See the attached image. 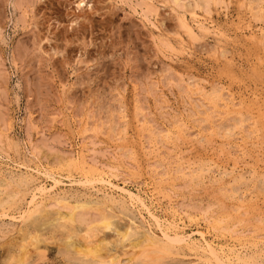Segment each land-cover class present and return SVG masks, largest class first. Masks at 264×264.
Instances as JSON below:
<instances>
[{
  "label": "rangeland",
  "instance_id": "1",
  "mask_svg": "<svg viewBox=\"0 0 264 264\" xmlns=\"http://www.w3.org/2000/svg\"><path fill=\"white\" fill-rule=\"evenodd\" d=\"M151 1L0 0V264L15 263L19 247L35 235L23 264H87L66 247L67 233L80 236L102 212L127 214L134 238L155 227L118 192L81 185L95 174L90 166L195 241L203 242L197 231L204 232L221 256L230 254L221 257L227 264H264V0ZM46 170L61 183L39 196L47 212L27 217V224L21 215L36 186L53 184L40 173ZM82 200L89 203L80 211L86 221L74 229L36 224ZM159 244L169 254L155 264H211L189 247ZM126 258L118 264L144 263Z\"/></svg>",
  "mask_w": 264,
  "mask_h": 264
},
{
  "label": "bare ground",
  "instance_id": "2",
  "mask_svg": "<svg viewBox=\"0 0 264 264\" xmlns=\"http://www.w3.org/2000/svg\"><path fill=\"white\" fill-rule=\"evenodd\" d=\"M153 1V0H152ZM151 1V2H152ZM179 1V0H178ZM222 1V0H221ZM224 1V0H223ZM254 1V0H253ZM156 2V1H155ZM167 2V1H166ZM192 2V1H191ZM213 2V0H211V2H209V3H212ZM257 2V1H256ZM141 3H143L144 4V2H141ZM200 3V2H199ZM224 2H222L221 4H223ZM258 3V2H257ZM215 4H217V3H215ZM176 5V4H175ZM200 5H202V4H200ZM257 5V4H256ZM262 5V4H261ZM142 6V5H141ZM156 6V5H155ZM191 6H192V4H191ZM194 6V5H193ZM258 6V5H257ZM199 7V6H198ZM203 7V6H202ZM205 7V6H204ZM256 7V6H255ZM150 8V7H149ZM153 8H155V7H153ZM209 8H212V7H209ZM177 9V8H176ZM192 9V8H191ZM197 9V8H196ZM206 9H207V7H206ZM145 10H146V8H145ZM148 10V9H147ZM150 10V9H149ZM148 10V11H149ZM158 10V9H157ZM186 10V9H185ZM184 10V11H185ZM189 10H190V8H189ZM188 10V11H189ZM201 10V9H200ZM199 10V11H200ZM187 11V10H186ZM194 11V10H193ZM209 12H210V10H208ZM253 11V10H252ZM264 11V10H263ZM146 13H147V15H148V13L149 12H147V11H145ZM192 12V11H191ZM190 12V13H191ZM198 12V11H197ZM257 12V11H256ZM256 12H254V13H256ZM261 12H262V10H261ZM145 13V14H146ZM153 13V12H152ZM178 13H179V11H178ZM184 13V12H183ZM187 13V12H186ZM185 13V14H186ZM211 13V12H210ZM150 14V13H149ZM154 14V13H153ZM157 14V13H156ZM184 14V15H185ZM199 14V13H198ZM205 14H207L208 15V13H205ZM146 15V16H147ZM192 15V14H191ZM211 15V14H210ZM151 16V15H150ZM180 16V15H179ZM196 16V15H195ZM194 17V16H193ZM177 19H178V17H176ZM207 18H208V16H207ZM209 18H210V16H209ZM185 19H186V17H185ZM181 20V19H180ZM204 20V19H203ZM178 21H179V19H178ZM191 21V20H190ZM154 22V21H153ZM209 22V21H208ZM179 23H181L182 25L181 26H183L184 28H186V29H188V31L191 33L192 32V30L190 29V27H189V25H188V23L187 22H185V21H183L182 20V22H179ZM199 23V22H198ZM203 23V22H202ZM200 24L199 25V28L201 29V30H203V31H206L208 28H206L205 26H204V24ZM178 24V23H177ZM196 24V23H195ZM262 24H263V21H262ZM180 26V27H181ZM179 28V27H178ZM198 28V27H197ZM198 28V29H199ZM211 28V27H210ZM180 29V28H179ZM181 29H182V27H181ZM199 29V30H200ZM261 29V28H260ZM215 31H216V29H214ZM219 30V29H218ZM194 31V30H193ZM213 31V30H212ZM248 31V30H247ZM186 32H187V30H186ZM211 32V31H210ZM260 32V31H259ZM258 32V33H259ZM263 32V31H262ZM195 34H196V32H194ZM215 33H217V32H215ZM218 33H221V32H218ZM193 34V33H192ZM222 34V33H221ZM248 34H250V33H248ZM198 35V34H197ZM207 35H208V33H207ZM187 36V35H186ZM189 36H191V35H189ZM196 36V35H195ZM204 36V35H203ZM202 36V37H203ZM222 36H223V34H222ZM194 37V36H193ZM200 37V36H199ZM207 37V36H206ZM262 37L264 38V33L262 34ZM191 38V37H190ZM195 38V37H194ZM196 38H198V37H196ZM251 38V37H250ZM193 39V38H192ZM191 39V40H192ZM201 39V38H200ZM216 39V38H215ZM168 40V39H167ZM170 40V39H169ZM184 40V39H183ZM197 40V39H196ZM180 41V40H179ZM264 41V40H263ZM164 42V41H163ZM178 42V41H177ZM223 42V41H222ZM171 43V42H170ZM178 43H180V42H178ZM262 43V42H261ZM264 43V42H263ZM163 44V43H162ZM165 45H166V42L164 43ZM182 44V43H181ZM219 44V43H218ZM183 45V44H182ZM222 45V44H221ZM175 46V45H174ZM222 48H223V46H221ZM220 46H219V48H221ZM172 48V47H171ZM177 51V50H176ZM220 51V50H219ZM222 51V50H221ZM174 53V52H173ZM192 78V77H191ZM192 82V81H191ZM185 84V83H184ZM193 84V83H192ZM191 83H190V86L192 85ZM196 84V83H195ZM188 86V85H187ZM199 87V86H198ZM201 87V86H200ZM200 87H199V89H200ZM189 88V87H188ZM203 88V87H202ZM215 88V87H214ZM182 89V88H181ZM202 90V89H201ZM204 90V89H203ZM188 91V90H187ZM198 91V90H197ZM205 91V90H204ZM213 91V90H212ZM218 91V90H217ZM206 92V91H205ZM211 91H209V93H210ZM190 93V92H189ZM202 93V92H201ZM216 93V92H215ZM194 94V93H193ZM204 95V94H203ZM206 95V94H205ZM208 95V94H207ZM221 95H222V93H221ZM221 95L219 94H215V100L216 101H221L220 99H221ZM200 96H202V95H200ZM206 97V96H205ZM213 97V96H212ZM203 98V97H202ZM207 99V98H206ZM212 99V98H211ZM212 101V100H211ZM219 101H218V103H219ZM207 102H209V100L207 101ZM203 103V102H202ZM217 103V102H216ZM205 104V103H204ZM237 104V103H236ZM200 105V104H199ZM233 105V104H232ZM214 106H216V105H214ZM208 109V108H207ZM202 110V109H201ZM199 111V110H198ZM201 112V114H202V112L203 111H200ZM224 112V111H223ZM240 113V112H239ZM222 114V113H221ZM213 116V115H212ZM245 117H246V115H245ZM250 117V116H249ZM206 118V117H205ZM232 118V117H231ZM231 118H229V119H231ZM247 118V117H246ZM245 118V119H246ZM236 119H237V117H236ZM205 120V119H204ZM210 120V119H209ZM221 120V119H220ZM232 120V119H231ZM140 121V120H139ZM227 121V120H226ZM143 122H145V121H143ZM223 122V121H222ZM221 123V122H220ZM145 124V123H144ZM147 124V123H146ZM146 124H145V127H146ZM223 123H221L220 125H222ZM225 124V123H224ZM235 124V123H234ZM240 124V123H239ZM242 124V123H241ZM143 125V124H142ZM148 125V124H147ZM219 125V124H218ZM220 125L218 126V128L220 127ZM225 126V125H224ZM224 126H222L223 128H224ZM232 126V125H231ZM155 127V126H154ZM211 127V126H210ZM216 127V126H215ZM221 127V128H222ZM228 127H229V124H228ZM227 127V129H230V127L228 128ZM143 128H144V126H143ZM149 128V127H148ZM187 128V127H186ZM84 129H86V128H84ZM158 129V128H157ZM117 130V129H116ZM154 130V129H153ZM159 130V129H158ZM163 130V129H162ZM218 130V129H217ZM183 131H185V130H183ZM218 132H219V130H218ZM146 133H148V132H146ZM145 133V134H146ZM153 133V132H152ZM181 133V132H180ZM220 133V132H219ZM185 134V133H184ZM228 134H229V131H228ZM231 134V133H230ZM157 136H158V133L156 134ZM153 136V135H152ZM145 139V138H144ZM159 139V138H158ZM180 140V139H179ZM184 140V139H183ZM158 142H159V140H158ZM232 147V146H231ZM235 147V146H234ZM237 147V146H236ZM82 152V151H81ZM126 153V152H125ZM78 158V157H77ZM76 158V159H77ZM1 159V158H0ZM4 159V158H3ZM7 159V158H6ZM77 161V160H76ZM178 161V160H177ZM69 162V161H68ZM78 162V161H77ZM76 162V163H77ZM81 163L83 164V167L84 166H86V163H88L87 161H85L84 159H81ZM2 164V163H1ZM68 164V163H67ZM74 164V163H73ZM78 164V163H77ZM76 164V165H77ZM161 164V163H160ZM21 165V164H20ZM66 165V164H65ZM70 165V164H69ZM97 165V164H96ZM159 165V164H158ZM175 165V164H174ZM12 166V165H11ZM161 166V165H160ZM181 166V165H180ZM79 167V166H78ZM94 167V166H93ZM99 167V166H98ZM162 167H163V165H162ZM162 167H161V169H162ZM193 167V166H192ZM198 167H199V165H198ZM201 167V166H200ZM5 168V167H4ZM27 168H31V167H27ZM40 168V167H39ZM70 168V167H69ZM68 167H67V169H69ZM74 168H76V167H74ZM90 168V170H93V172L95 173V174H93L92 175V177L90 178L88 175H85V178H84V180L83 181H80L78 178V180L80 181V184L81 185H83L84 187L85 186H93L94 187V185L95 184H99V185H103V186H105V187H109L110 189H112L113 191H116V192H118L119 193V195H121L126 201H128V203L130 202V204H132V206L133 205H136V206H138V207H140L141 209H143L146 213H147V216H149L150 218H151V220H153L152 222H154L153 223V225L155 224V227H157L158 228V230H159V232L161 233V238H159V236H157L151 229L154 227H152L151 229L149 228L148 230L146 229L143 233H142V235L140 236V237H136V238H134V236H135V233H137L136 232V228L134 227V225L133 224H135L133 221H130V219H128L126 216H127V214H126V216H124L125 215V213H121V212H118V213H115V214H118V215H112L111 213H105V212H102V213H100V215H99V217L98 218H93V219H91L89 222H87L84 226H82L83 228H82V234L80 235V236H77L76 235V232L73 230H70V231H68V233H67V238H66V240H65V245H66V247H69V248H71L75 253H73V254H77V255H79L80 256V258H84L85 260H88L89 262H87V264L89 263L90 264V262H91V264H92V262H94V263H98V264H118V263H120L121 262V259H122V256H126L127 258V261H129L130 263H131V261H133L134 262V260H137V259H139V260H141V261H143L144 263H146V264H148V263H154L155 261H159L160 259H162L163 258V256H166L167 254H169V250H168V248H166L165 246H162V245H160L159 244V242L161 241V242H165L166 244H168V245H174V246H186V248L187 247H189V248H191V250H195V251H198L200 254L202 253V254H205L206 256V258L204 259V256H203V260H204V262H207V263H211L212 264V262L214 263V264H227L223 259L224 258H221L222 256H228V255H230V254H228V255H226L225 253H224V255H222L221 256V254L219 253V251H218V249L216 248V247H214L210 242H208L206 239H205V236H204V232H200V231H197V230H195V231H197V234L200 236V238L202 239V241L203 242H197V239H196V241L194 240V239H192V237H191V235H189V234H184L183 232H181L180 230L181 229H179V226L177 225V223H175V222H171V220L170 221H162L158 216H156L155 215V213L150 209V207L145 203V201H144V199L139 195V194H137V193H135V192H133V191H131L129 188H126L125 186H119V184L117 185V184H114L110 179H109V176H106V174H105V172H103L102 170H99L98 168H93V169H91L92 167L90 166L89 167ZM164 168V167H163ZM183 168V167H182ZM188 168H189V166H188ZM18 169V168H17ZM28 169V170H29ZM108 169V168H107ZM107 169H105V170H107ZM5 170V169H4ZM27 170V171H28ZM32 170H33V168H32ZM35 171H36V169H34ZM44 170V169H43ZM181 170V169H180ZM189 170V169H188ZM195 170H197V169H195ZM70 171H71V169H70ZM203 171V170H202ZM246 171V170H245ZM7 172V171H6ZM15 172V171H14ZM110 172V171H109ZM188 172V171H187ZM193 172V171H192ZM29 173V172H28ZM31 173V172H30ZM40 173H42L45 177H47V178H49L52 182H53V184H52V186H49V188L48 187H46L45 185H42V184H40V185H38V186H36V188H35V192H34V190H33V194H31L32 195V197H31V200H30V198H29V200H30V202H29V204L31 205V207L28 209V211H26L25 213H24V215H21V216H23V219L25 220L27 217L28 218H30V217H32L35 213H37V214H40L41 216L43 215V213H44V211L45 212H47V210H40V205H42V200L47 196V194H49L52 190H54V188L59 184V183H61V180H59V179H57V177L55 176V175H53V173L52 172H50L49 170L47 171H44V172H40ZM108 173V172H107ZM230 173V172H229ZM242 173V172H241ZM246 173L248 174V172L246 171ZM191 174V173H190ZM209 174V173H208ZM223 174V172L220 174V175H222ZM243 174H245V173H243ZM242 174V175H243ZM249 174H251L250 172H249ZM248 174V175H249ZM111 175H112V173H111ZM211 175V174H210ZM226 175V174H225ZM231 175H233V174H231ZM8 176V175H7ZM39 176V175H38ZM84 176V175H83ZM212 176H213V174H212ZM234 176V175H233ZM236 176V175H235ZM240 176V175H239ZM255 176V175H254ZM5 177V176H4ZM10 177V176H9ZM22 177V176H21ZM44 177V178H45ZM182 177V176H181ZM208 177H210V176H208ZM216 177V176H215ZM225 177V176H224ZM237 177V176H236ZM72 178V177H71ZM83 178V177H82ZM221 178V177H220ZM232 178V177H231ZM235 178V177H234ZM22 179V178H21ZM31 179V178H30ZM35 179V178H34ZM46 179V178H45ZM74 179V178H73ZM187 179V178H186ZM225 179V178H224ZM259 179H261V177L259 178ZM2 180V179H1ZM16 180V179H15ZM245 181H246V179H244ZM250 180H254L253 178L252 179H250ZM250 180H248V181H250ZM5 181V180H4ZM11 181V180H10ZM18 181V180H17ZM24 181H26V180H24ZM42 181V180H41ZM76 181V180H75ZM75 181H73V182H75ZM190 181V180H189ZM209 181H210V179H209ZM239 181V180H238ZM237 181V182H238ZM1 182H3V181H0V183ZM9 182V181H8ZM13 182V181H12ZM15 182V181H14ZM21 182V181H20ZM19 182V183H20ZM71 182V181H70ZM69 182V183H70ZM231 182V181H230ZM264 182V181H263ZM18 183V182H17ZM77 183V182H76ZM76 183H75V185H76ZM124 183V182H123ZM223 183H224V181H223ZM4 184H6V183H4ZM3 184V185H4ZM13 183H11V185H12ZM36 184V183H35ZM63 184V183H62ZM64 184H65V182H64ZM67 184V183H66ZM73 185H74V183H72ZM219 184V183H218ZM218 184H217V186H218ZM258 184V183H257ZM261 184V183H260ZM260 184H258V185H260ZM9 185V184H8ZM27 185V184H26ZM71 185V184H70ZM98 185V186H99ZM59 186V185H58ZM78 186H79V183H78ZM97 186V187H98ZM232 186V185H231ZM238 186V185H237ZM241 185H239V187H240ZM5 187V186H4ZM29 187V186H28ZM226 187V186H225ZM235 187H236V185H235ZM87 188V187H86ZM221 188V187H220ZM229 188V187H228ZM231 188V187H230ZM260 188V187H259ZM1 189V188H0ZM27 189V188H26ZM225 189V188H224ZM223 189V190H224ZM234 189V188H233ZM263 189V188H262ZM81 190V189H80ZM218 190H220V189H218ZM3 191H5V190H3ZM25 191V190H24ZM98 191V190H97ZM226 191V190H225ZM228 191V190H227ZM99 192H100V190H99ZM1 193V192H0ZM8 193V192H7ZM6 193V194H7ZM11 193V192H10ZM61 193V192H60ZM84 193V192H83ZM86 193V192H85ZM98 193V192H97ZM103 193V192H102ZM234 193H235V191H234ZM94 194V193H93ZM228 194V193H227ZM229 194H231V193H229ZM237 194V193H236ZM4 195V194H3ZM46 195V196H45ZM81 195V194H80ZM88 195V194H87ZM103 195V194H102ZM10 196V195H9ZM39 196H41V201H38V199L40 198ZM73 196V195H72ZM235 195H233V197H234ZM238 196H240V195H238ZM5 197H6V195H4V199H5ZM10 197H13L14 199H15V197L14 196H10ZM10 197H7V199L9 198V199H11ZM56 197V196H55ZM83 197H84V195H83ZM99 197H100V195H99ZM228 197V196H227ZM88 198V197H87ZM97 198V197H96ZM229 198V197H228ZM232 198V197H231ZM243 198V197H242ZM246 198V197H245ZM3 199V200H4ZM6 199V200H7ZM51 199V198H50ZM86 199V198H85ZM84 199V200H85ZM99 199V198H98ZM71 200V199H70ZM104 200V199H103ZM244 200V199H243ZM63 201H65L64 199H63ZM80 201V200H79ZM89 201V200H88ZM87 201V202H88ZM9 202V201H8ZM11 202V201H10ZM57 204H59L60 206H62L61 204H60V201H55ZM76 202V201H75ZM78 202V201H77ZM76 202V203H77ZM82 202H83V200H82ZM77 203V204H75L74 206H71V207H69L70 209L68 210V211H66V212H63L62 210H59V209H56L55 210V214H54V216H52V217H49V218H47L46 217V215L44 214V217H46V218H42V220H40L39 222H37L36 224H42V225H49V224H53V223H55V222H58V223H56V225H57V227L58 228H61V227H65V225L66 224H70V225H72V228L71 229H74L73 228V226L76 224V221H78L79 219L81 220V222L84 220V221H86L84 218H82L81 216H80V211H82V210H84L86 207H88L89 208V203H86V202H83V203ZM94 202H97V201H94ZM6 203H7V201H6ZM48 203V202H47ZM65 203V202H64ZM66 203L68 204V202L66 201ZM91 203V202H90ZM93 203V202H92ZM12 204V203H11ZM28 204V205H29ZM97 204V203H96ZM96 204H93V205H96ZM1 205L3 206V204L1 203ZM4 205H5V203H4ZM8 205V204H7ZM48 205H49V203H48ZM47 205V206H48ZM53 205H55V204H53ZM66 205V204H65ZM65 205H63V207L65 206ZM93 205L91 204V207L90 208H93L94 209V207H93ZM99 205V204H98ZM97 205V206H98ZM69 206V205H68ZM67 206V207H68ZM96 206V207H97ZM101 206V205H100ZM172 206V205H171ZM104 207V206H103ZM124 207H126L125 205H124ZM196 207H198V206H196ZM219 207V206H218ZM102 208V207H101ZM110 208V207H109ZM24 209V208H23ZM133 209V208H132ZM139 209V208H138ZM91 210L92 209H90L89 210V212H91ZM95 210V209H94ZM97 210V209H96ZM109 210V209H108ZM111 210V209H110ZM136 210V209H135ZM1 211V210H0ZM3 211V210H2ZM54 211V210H53ZM132 211H134V210H132ZM139 211V210H138ZM177 211V210H176ZM52 212V211H51ZM50 212V213H51ZM87 212V211H86ZM94 212V211H93ZM97 212V211H96ZM130 212V211H129ZM173 212V211H172ZM183 212V211H182ZM227 213L229 212V211H226ZM3 213V212H2ZM8 213V212H7ZM113 213V212H112ZM120 213H121V215H120ZM128 213V212H127ZM138 213H140V212H138ZM177 213V212H176ZM225 213V212H224ZM223 213V215H225ZM231 212H229L228 214H230ZM222 213L220 212V216L222 217V215H221ZM5 215V214H4ZM52 215V214H51ZM93 215H95L94 213H93ZM130 215H133L132 214V212H131V214H129V216ZM2 216V215H1ZM8 216V215H7ZM12 216V215H11ZM14 216V215H13ZM12 216V217H13ZM16 216V215H15ZM87 216V215H86ZM86 216H84V217H86ZM141 216V215H140ZM143 216V215H142ZM165 216V215H164ZM171 216V215H170ZM10 217V216H9ZM133 216H131V218H132ZM135 217V216H134ZM219 217V215L217 216V218ZM225 217V216H224ZM263 217V216H262ZM14 218V217H13ZM34 218H36V217H34ZM33 218V219H34ZM39 218V217H38ZM40 218V219H41ZM89 218H90V215H89ZM141 218H143V217H141ZM145 218V217H144ZM168 218V217H167ZM16 219V218H15ZM22 219V218H21ZM256 219V218H255ZM262 219V218H261ZM28 221H29V219H27ZM150 220V219H149ZM215 220V219H214ZM218 220V219H217ZM260 220V219H259ZM11 221V220H10ZM13 221V220H12ZM22 221V220H21ZM36 221V220H35ZM42 221V222H41ZM60 221V222H59ZM141 221V220H140ZM176 221V220H175ZM258 221V220H257ZM30 222H33L32 220H30ZM29 222V223H30ZM133 222V223H132ZM178 222H179V220H178ZM260 222V221H259ZM15 223V222H14ZM25 223H27L26 222V220H25ZM34 223V222H33ZM75 223V224H74ZM78 223V222H77ZM85 223V222H84ZM24 224V223H23ZM28 224V223H27ZM149 224V223H148ZM179 224V223H178ZM29 225H31V224H29ZM28 225V226H29ZM80 225V224H79ZM256 225H257V223H256ZM23 226V225H22ZM25 226V225H24ZM33 226V225H32ZM50 226V225H49ZM55 226V225H54ZM53 226V227H54ZM80 226V227H81ZM146 226V225H145ZM259 227H260V225H258ZM264 226V225H263ZM12 227H13V225H12ZM27 227V226H26ZM31 227V226H30ZM35 227V226H34ZM46 227H48V226H46ZM76 227H78V226H76ZM151 227V226H150ZM154 227V228H155ZM33 228V227H32ZM50 228V227H49ZM264 228V227H263ZM21 229V228H20ZM28 229V228H27ZM34 229V228H33ZM43 229V228H42ZM51 229V228H50ZM62 229V228H61ZM26 229H24V232H26L25 231ZM29 230V229H28ZM28 230H27V232H28ZM32 230V229H31ZM36 230V227H35V229H34V231ZM39 230V229H38ZM52 230V229H51ZM64 230H65V228H64ZM69 230V229H68ZM156 230V229H155ZM22 231V230H21ZM20 231V232H21ZM33 231V232H34ZM44 231H47V230H45L44 229ZM7 232V231H6ZM5 232V233H6ZM23 232V231H22ZM32 232V233H33ZM59 232V231H58ZM65 232V231H64ZM194 232V231H193ZM4 233V234H5ZM31 233V234H32ZM37 233H39L38 231H37ZM41 233V232H40ZM59 233H61L62 234V232H59ZM194 233H196V232H194ZM17 234V233H16ZM28 233H26V235H27ZM79 234V233H78ZM38 235H40V234H38ZM43 235H45V234H43ZM42 234H41V237L43 236ZM50 235V234H49ZM53 235V234H52ZM56 235V234H55ZM139 235H140V232H139ZM193 235V234H192ZM206 235V234H205ZM22 236H25V234L24 235H22ZM29 236V235H28ZM215 236V235H214ZM46 237V236H45ZM56 237V236H55ZM55 237H53L54 239H55ZM59 237V235L57 236V238ZM193 237H195V236H193ZM24 238V237H23ZM28 238V237H27ZM31 238L33 239L34 238V240L33 241H37V235H35V236H31ZM52 238V237H51ZM52 238V239H53ZM16 239V238H15ZM31 239V240H32ZM47 239V238H46ZM45 239V240H46ZM24 240H25V238H24ZM56 240H58V239H56ZM60 240L61 239H59V242H60ZM214 240V239H213ZM21 241H22V238H21ZM33 241H28V242H26L25 244H22V248L21 247H19L21 250H20V253H18V255H16V257H14L13 259H15V260H13V261H15V263L14 262H12L13 264H23L24 262H25V260H26V258H28V248H29V246L33 243ZM40 241V240H39ZM49 241V240H48ZM24 242V241H23ZM51 242V241H50ZM52 242H54V241H52ZM56 242V241H55ZM62 242H64V241H62ZM22 243V242H21ZM63 244V243H62ZM65 245H64V247H65ZM37 246H39V245H37ZM220 247V246H219ZM35 248V247H34ZM15 249V248H14ZM56 249H58V248H56ZM67 249V248H66ZM188 249V248H187ZM222 248H220V251H222V252H225L223 249L221 250ZM13 250V249H12ZM41 250V249H40ZM59 250H60V247H59ZM61 250H62V248H61ZM188 250H190V249H188ZM8 251V250H7ZM35 251V250H34ZM34 251L32 252V253H34ZM63 251H64V248H63ZM66 251H68V250H66ZM172 251V250H171ZM175 251V250H174ZM9 252V251H8ZM16 252V251H15ZM31 252V251H30ZM59 252V251H58ZM71 252V251H70ZM176 252V251H175ZM178 252H179V250H178ZM59 253H61V251L59 252ZM67 253V252H66ZM65 253V254H66ZM72 253V252H71ZM173 253V252H172ZM177 253V252H176ZM62 254L64 255V257H66L67 256V254H66V256H65V254L62 252ZM174 254V253H173ZM184 254V253H183ZM190 254V253H189ZM223 254V253H222ZM60 255V254H59ZM177 255V254H176ZM193 255V254H192ZM192 255L190 256V257H192ZM197 255V256H196ZM195 255V257L197 258L198 257V254H196ZM9 256V255H8ZM10 256H11V254H10ZM61 256V255H60ZM74 256V255H73ZM73 256H71V257H73ZM168 256V255H167ZM174 256V255H173ZM172 256V257H173ZM178 256H179V254H178ZM194 256V255H193ZM239 256V255H238ZM12 257V256H11ZM11 257H9V259L11 260ZM32 257V256H31ZM41 257V256H40ZM171 257V256H170ZM171 257V258H172ZM189 257V258H190ZM29 258H30V256H29ZM75 258V257H74ZM73 258V259H74ZM77 258H78V256H77ZM174 258V257H173ZM176 258H178V257H176ZM226 258V257H225ZM229 258V257H228ZM246 258V257H245ZM248 258V257H247ZM84 259H83V261H84ZM8 260V259H7ZM9 260V261H10ZM29 260V259H28ZM75 260H76V258H75ZM167 260V259H166ZM169 260V259H168ZM194 260V259H193ZM192 260V261H193ZM200 260V259H199ZM241 260V259H240ZM27 261V260H26ZM69 261V260H68ZM81 261H82V259H81ZM179 261H181L180 259H179ZM191 261V262H192ZM196 261V260H195ZM236 261V260H235ZM70 262H72V261H70ZM132 262V263H133ZM189 262V261H188ZM190 262V263H191ZM198 263L200 262V261H197ZM12 263H7V264H12ZM73 263V262H72ZM78 263V262H77ZM79 263H81L80 261H79ZM86 263V262H85ZM122 263V262H121ZM128 263V262H127ZM143 263V264H144ZM177 264H178V262H176ZM245 263V262H244ZM243 263V264H244ZM74 264H76V263H74ZM84 264V263H83ZM155 264V263H154ZM165 264H167V263H165ZM186 264V263H185ZM193 264H195L194 263V261H193ZM206 264V263H205ZM248 264V263H247ZM251 264V263H250Z\"/></svg>",
  "mask_w": 264,
  "mask_h": 264
}]
</instances>
